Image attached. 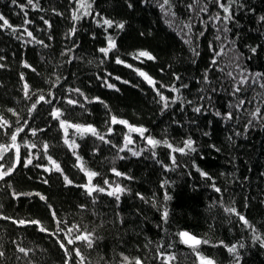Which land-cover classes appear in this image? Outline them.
I'll return each mask as SVG.
<instances>
[{
    "label": "trees",
    "instance_id": "16d2710c",
    "mask_svg": "<svg viewBox=\"0 0 264 264\" xmlns=\"http://www.w3.org/2000/svg\"><path fill=\"white\" fill-rule=\"evenodd\" d=\"M35 2L39 6L33 9L27 5V0H18V4L26 5L21 11L11 0H0V14L17 28L16 32L11 28L0 30V57L3 58L0 59L3 65L0 67V116L8 122V127L0 128V144L9 143L12 132L23 127L24 131L17 136L21 160L28 158V148L23 146L28 141L37 145L32 152L39 158L33 159V165L52 168L43 155L42 145L47 143L48 155L61 166L72 184L65 185L64 176L54 169L45 172L42 167H24L22 162L6 178L7 183L0 181V215L16 220H40L48 232L57 233L58 225L47 206L50 204L61 221L59 228L64 229L56 235H48L38 231L36 225L18 226L0 219V251L6 253L0 258V264H64L65 259H69L70 264H78L80 258L75 252L67 258L57 243L64 240L67 228L72 225L81 232L92 233L91 248L80 241L67 245L70 250L80 249L84 264H124V256L131 264L136 258L142 264H161L158 251L175 256L169 264H199L192 249L181 243L178 235L181 231L208 240L199 250L216 264H234L227 250L218 246L220 241L227 245L244 244L238 249L241 264H264V248L253 243L252 232L221 207H235L264 234V116L255 119L251 116L257 108L264 113V87H261L264 78L253 82L257 73L264 77V21L260 20L264 16V0H236L230 9L232 20L226 25L222 19L224 13L213 0L196 3L172 0L175 15L168 17L157 6V0H131L135 4L132 9L127 7L128 0H89L91 14L83 15L81 8L77 13L81 19L77 21L72 19L78 7L75 0ZM189 4H193L192 11L187 7ZM205 5L207 11L200 12ZM57 12L62 15H56ZM95 13L117 23L123 22L125 28L105 31L106 26H97L99 17ZM217 15L221 16L220 20L214 19ZM25 18L31 23L24 24ZM44 20L49 21L51 27ZM74 25L76 32L70 34ZM186 25L191 26V31ZM225 27L229 31L225 32ZM24 28L48 46L37 44L24 33ZM201 32L204 34L200 35ZM107 35L115 37L118 52L104 58L98 49L106 46ZM187 39H191L190 45L184 42ZM221 46L222 55L216 57L218 62L213 65L214 51L220 52ZM68 48L73 51L67 52ZM252 48L257 49L255 54ZM193 49L199 52L198 56L193 54ZM138 50H147L156 59L144 63L134 60L130 53ZM116 55L156 81L180 87L182 100L191 104L184 103L181 110L178 101L161 112L152 88L132 68L116 64ZM25 62L31 67L25 68ZM205 72L208 82L204 81ZM228 72H232L234 78L229 77ZM174 73L181 77L180 81L174 79ZM244 77L247 79L241 84ZM57 78L59 83L52 87ZM104 80L120 91L104 86ZM125 80L130 83H121ZM25 82L31 93L27 98L23 91ZM184 84L186 88L182 87ZM237 87L240 91L234 93ZM77 88L90 99L99 97L111 111L100 103H86L83 109L65 103L67 98L84 102V97L69 91ZM162 91L170 98L177 95ZM49 92L55 96L53 104L40 103L30 114L29 109L40 95L53 99ZM241 100L245 102L243 105L239 103ZM198 106L204 110L202 115L192 111ZM52 107L61 109L60 119L72 124H91L102 134L109 126L106 121L116 115L132 125L147 128L146 135L167 139L176 146H182V141L191 136L198 150L188 156L175 153L179 166L166 172L151 158V152L147 151L149 146L137 133L131 134L134 143L127 147L131 151L144 150L140 157L132 156L127 149L118 152L111 146H123V135L128 131L125 126H113V134L106 137L111 144L102 143L91 134L81 139L75 128H68L65 137L59 121L50 115ZM217 111L222 115L231 112L233 118L217 117L214 115ZM32 129L44 131L33 136ZM205 131L210 135L204 136ZM65 138L75 139L79 145L76 153L82 158L83 166L100 174L93 179L94 184L104 187L107 179L131 190L121 196L119 204L104 193H95L94 203L93 197L77 187L87 183V177L74 166L76 157L64 144ZM212 144L220 151L211 148ZM155 151L160 161L171 166L169 149L159 146ZM14 156L15 151L10 150L6 161L11 163ZM118 156L126 158L121 160ZM193 163L213 179L201 178ZM112 168L134 179L117 177ZM43 179L49 182L45 184ZM165 180L169 183L162 188ZM213 182L221 188L220 193L211 187ZM14 191L40 193L47 198V203L35 195L13 199ZM166 192L172 197L167 202L164 201ZM136 193L146 197L148 203L140 200ZM152 201L156 202L155 207ZM165 205L167 221L162 219ZM77 234L73 232V238ZM64 242L67 244L66 240ZM17 244L31 249L27 257L16 251Z\"/></svg>",
    "mask_w": 264,
    "mask_h": 264
},
{
    "label": "snow or ice",
    "instance_id": "6c2138e0",
    "mask_svg": "<svg viewBox=\"0 0 264 264\" xmlns=\"http://www.w3.org/2000/svg\"><path fill=\"white\" fill-rule=\"evenodd\" d=\"M11 2L13 5L18 6L21 9V11H24L26 5L18 4V0H11ZM70 2H71V0H70ZM75 2L78 5V7L73 11V14H72L73 21H77V20L81 19V16L77 15V13L80 11L81 8L84 9L83 15L87 16V15L91 14L92 4L89 2V0H75ZM144 2H147V0H144ZM196 2H198V0H194V3H196ZM213 2L224 13V16L222 17V19L224 20L225 25H226L228 22H230L232 20V14L230 12V9H231L232 4H234L236 2V0H227V3H225L224 0H213ZM27 5H30L33 9H36L39 6L38 2L34 3V0H27ZM157 6L160 8L161 12L165 15V17L175 15V13L172 11V8H173L172 0H157ZM127 7L129 9H132L135 7V4L133 2H131V0H128ZM187 7H188L189 11L193 10V4H189ZM199 11L200 12H206L207 6L205 5L204 7H201L199 9ZM56 15H62V13L57 12ZM95 16L99 17V20H97V26L98 27L99 26H106L105 31H107L108 29H111V28H116L120 31H123V29L125 28V23H123V22L117 23L111 19L100 17L99 13H95ZM41 19H43V17H41ZM214 19L220 20L221 16L217 15L216 17H214ZM260 20L264 21V16L260 17ZM0 21H2V23H0V30L11 28L13 32L17 31V28L12 26L10 24L9 20L2 14H0ZM101 21H102V23H101ZM30 23H31V21L28 20L27 18H25L24 24H30ZM44 23L46 25H49V27H51V25L49 24V21L44 20ZM186 27H188L189 31H191L190 25H186ZM223 30L225 32L229 31V29L227 27H225ZM23 31H24V33H26V35L29 38H31L32 40H35V42L37 44H41L44 47L48 46V45L44 44L43 41L36 40V38L33 36V33L28 31L27 28H24ZM75 32H76V28L74 25L72 27V29L70 30V34H74ZM203 34H204L203 32L200 33V35H203ZM141 35H143V33H141ZM49 38L51 39V37H49ZM105 39H106V46L100 47L98 49V51L104 56V58H108L110 53L114 54V53L118 52V46H117V41H116L114 36L107 35L105 37ZM216 39L219 40L220 37L217 36ZM26 42H28V41H26ZM184 42L190 45L191 39H187ZM73 45H75L74 41H73ZM66 51L71 52V51H73V49L68 48ZM251 51L253 54H255L257 49L252 48ZM222 52H223V46H221L220 52L214 51V58L212 60L213 65L217 64L218 61H217L216 57H219L220 55H222ZM64 54H66V53H62V55H64ZM193 54L198 56L199 52L196 51L195 49H193ZM130 55L132 56V58L134 60H139L141 63H144L145 60L154 61L156 59V57H154L147 50H138L134 53H130ZM0 59H3V58L0 57ZM69 62H71V61H69ZM115 63L118 65L123 64L125 67L132 68V70L135 71L138 76L143 78V80L152 88L153 92L155 93V97H158V99H156L155 102L157 104L161 105V109H160L161 112L166 111L171 105L176 104L178 101L181 104V110H183L184 103L191 104V101L185 102L184 100H182L181 96L179 95L180 87H177L174 84L173 85H166V84H163L159 81H156L154 78H152L149 74L142 71L141 69L134 68L131 64H127L124 60H122L120 58L119 55H116ZM23 66L25 68L31 67L26 62L24 63ZM0 67H3V65H0ZM236 67H239V65L237 64ZM32 70L35 71V69H32ZM161 71H163V69H161ZM221 71H223V69H221ZM108 75L110 76L111 74L109 73ZM227 75L229 77H233L232 72H228ZM173 76H174V79L176 81L181 80V77L179 75L174 73ZM260 78H264V77H261V74H259V73L255 74V76L253 77V82L255 83L257 81V79H260ZM114 79L120 80V77H114ZM246 79H247V77L242 78L240 80V83L241 84L245 83ZM21 80L22 81L24 80L23 74H21ZM204 81L208 82L207 72H205ZM58 83H59V78H57L56 83L53 84L52 87H56ZM103 83H104V86H106L109 89H113L117 92L120 91L119 88H117L114 84L109 83L108 80H104ZM121 83L128 84L130 82L125 80V81H121ZM133 86L135 87V85H133ZM182 87L186 88L187 85L184 84V85H182ZM261 87H264V84H262ZM162 90H167L168 92H171V93H177V95L170 98L168 96H165L164 92ZM23 91H24L26 98L30 97V95H31L30 86L27 82H25L23 84ZM69 91L75 92L79 96L84 97V102L81 103L77 99L67 98L65 100V103H67L68 105L79 106L80 108L83 109L85 107L86 103H88V104L100 103L104 106L105 109H108L109 112L111 111L109 109V106L103 100H101L99 97H94V98L90 99L87 96H85L84 92H82L78 88L77 89H69ZM239 91H240V88H238V87L233 89L234 93L239 92ZM49 95L53 96V94L51 92H49ZM54 99H55V96H53V99H46L45 96L40 95L37 98L36 102L32 104L31 108L29 109V113L31 114V112L35 111L37 109V105L40 103H46V104L52 105ZM239 103H240V105H243L245 102L243 100H241ZM8 111L12 112L13 110L8 109ZM192 111L194 113H196L197 115H202L204 112L203 108L199 107V106L193 107ZM15 114L16 113L13 112V115H15ZM50 115L54 120L59 121L60 127L62 129H64V131H65V137H67V129L68 128H75L77 133L80 135L81 139H83V137L86 134H91L92 136H95L97 139H99L102 143H106V144H111V140L106 138V137H110L113 134V131H114L113 126L114 125H123L128 129L127 133H125L123 135V141H124L123 146H117L115 144H111V146L114 148H117L118 152H124L126 149L128 151H131V149H128L127 146L129 144L134 143V141L131 138V134L137 133L139 135V137L142 140H144L147 143V145L149 146L147 151L151 152V158L153 160H155L157 163H160L166 172L175 170V168L179 166L175 153H179L183 156H188L191 153L197 152V150H198L197 147L194 146L196 142L194 141V139L191 136L187 137L186 139H184L182 141V146H176V145H173L172 143H170L169 140H167V139L161 140V139H156L155 137L151 136L150 134L146 135V133H148L147 128H145L143 126L132 125L129 123V121L122 119V118H118L116 115H111L110 121H106V123H108L109 126L107 128V132L103 133V134L98 132V130L91 124H87V125L72 124V123H69L65 119H60V117L63 115V113H62L61 109H59V108L52 107ZM214 115L217 117H221L222 119H225V120H230L233 118V115L231 112L222 115L219 111H217L214 113ZM251 116L253 117V119H255L257 116H264V113H261V110L259 108H257L254 112L251 113ZM192 122L195 123V120H193ZM251 122L252 121H249V123H251ZM27 123H28L27 121L24 122L25 125H27ZM209 123H211V122H209ZM5 127H8V122L2 116H0V128H5ZM23 131H24L23 127H18L14 132H12V134L10 136V142L9 143L0 144V181H2V182L7 183L6 178L10 177L16 171L17 165L20 164L21 162L23 163L24 167H28L29 165H33V159L39 158V157L34 156L33 152H32L33 149L37 148V145L35 143L29 144L28 141H25L23 146L28 148V158L26 160H23V161L21 160V153L19 151L21 145H19L17 143V136L19 135L20 132H23ZM38 131L42 132V131H44V129H32L31 130L32 135L35 136ZM203 135L209 136L210 133L205 131V132H203ZM229 140H231V137H229ZM64 144L67 145L69 150L72 151V154L76 157L77 164L74 166L79 167L80 171L84 172L85 176L87 177V183L77 185V187L83 188L89 197H93L94 203H95V195H94L95 193H104L109 197H113L115 199V201L117 202V204H119V202L121 200V196L126 194V193H129L131 191L129 188L122 186L120 183L110 182L107 179L104 180V185H105L104 187H101L99 184H94L93 179L95 177L99 176L100 174L98 172L91 171V170H89L83 166L82 158L76 153V149L79 147V145L76 144L75 139H72L70 141L68 138H65ZM159 146H163V147H166L167 149H169L168 156H169V160L171 161V166H169L168 164H164L162 161H160L157 158V153H156L155 149ZM49 147L50 146L47 143H44L42 145L43 155L47 157L49 165H51L52 168H49L47 166H43L40 164H34L33 166L37 167V168L42 167L45 172H49V171H52L54 169L56 172H59L61 175L64 176L65 185H71L72 181L68 178L67 175H64L63 170L61 169V166L55 160H53L50 155H48ZM210 147L213 148L217 152L220 151L219 148H216L215 144L210 145ZM10 150L15 151V156H14V159L11 161V163H8L6 161V155L10 152ZM142 151H144V150L131 151V155L134 157H140ZM118 158L123 160L126 157L118 156ZM192 167H194L196 169V171L199 173L201 178L206 179V180H212L213 179L209 175L208 172L202 170L195 163H193ZM111 171L117 177H122V178L127 179V180H133L134 179V177L127 175L125 173H122L115 168H112ZM42 182L47 184L49 181H48V179H43ZM113 183H114V186H113ZM168 183L169 182L167 180L163 181L161 183V187L162 188L165 187L166 185H168ZM8 186L11 187L10 184ZM211 187L217 193H220L222 191L221 188L216 186L215 182H213L211 184ZM33 195L39 196V199L41 201H45V203H47V198L40 193H19V192H15V191L12 193L13 199H19L21 196H33ZM136 196L140 200L144 201L145 203H148L147 198L144 197L142 194L136 193ZM171 199H172V197L166 192L164 194V201L167 202ZM152 204H153V207L156 206L155 201H152ZM47 206H48L49 211L51 212V217H52L53 221H55L58 225L57 233L48 232V229L42 224V222L40 220H36V219L16 220L12 217H7V216H3V215H0V219L9 220V221H11V223L16 224L18 226L36 225L38 231H40L42 233H47L48 235H56L59 232L64 231V229L59 228L61 221L59 220L55 210L52 208V206L50 204ZM81 207H83V206H81ZM221 207H223V210L225 213H227L229 215L236 216L238 218V221L241 223V225L244 227H247L252 232L251 239H252L253 243H258L261 248H264V234H261L260 232H258L255 225L250 223V221L244 215L240 214L235 207H224L223 205H221ZM167 217H168V210H167V207L165 205L163 212H162V219L167 221ZM73 232L78 233L77 235H75L74 238L72 236ZM178 235L180 237L181 243L188 245L192 249L193 253L196 256L197 261H199V264H216V261L214 259L204 256L199 250L200 245L209 243L208 240L198 239L196 236L191 235L186 231H181L178 233ZM64 240L67 241V244H65ZM64 240H58L57 243L59 244L60 248L64 250L65 257L70 258L72 251H74L75 256L80 258L78 261V264H84V259H83V256L81 254L80 249L77 247V248L70 250L67 245H73V244L77 243L78 241H80V242H85L87 244V247L91 248L93 246L92 233L81 232L76 225H72L71 227L67 228V234L65 235ZM13 243H16V242L14 241ZM214 246H216V245H214ZM218 246H222L227 250L228 254L232 257L234 264H241V255H240V252L238 249H242L244 247L243 243L227 245L223 241H220ZM16 251L19 253H22L25 257H27L29 255V252L31 251V249H26L25 247H22L19 244H17ZM158 255L161 257V264H169L170 261H173L175 259V256L172 254L165 255V253L158 251ZM5 256H6V253L4 251H0V258H3ZM17 258L19 259V257H17ZM123 261H124V264H131V262L129 261V258L127 256L123 257ZM64 264H70L69 259H65ZM134 264H142V261L139 258H136L134 261Z\"/></svg>",
    "mask_w": 264,
    "mask_h": 264
},
{
    "label": "water",
    "instance_id": "95a60500",
    "mask_svg": "<svg viewBox=\"0 0 264 264\" xmlns=\"http://www.w3.org/2000/svg\"><path fill=\"white\" fill-rule=\"evenodd\" d=\"M187 232V231H186ZM189 233V232H188ZM189 234H191V233H189ZM192 235V234H191ZM198 238V237H197ZM199 239V238H198ZM186 245V244H185ZM188 246V245H187Z\"/></svg>",
    "mask_w": 264,
    "mask_h": 264
}]
</instances>
